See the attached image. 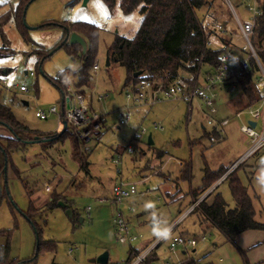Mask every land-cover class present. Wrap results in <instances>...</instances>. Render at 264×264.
Here are the masks:
<instances>
[{
    "label": "rangeland",
    "instance_id": "1",
    "mask_svg": "<svg viewBox=\"0 0 264 264\" xmlns=\"http://www.w3.org/2000/svg\"><path fill=\"white\" fill-rule=\"evenodd\" d=\"M19 1L0 0V23L1 18L8 16L0 30L9 49V54L0 58V79H5L10 86H25L28 91L20 93L16 89L9 93L0 86V102L30 131L42 136L59 135L63 125L56 128V115L41 120L35 113L52 106L59 109L61 95L53 80L63 71L74 74L81 67V60L71 59L65 47L56 49L61 44V28L38 27L45 23L92 24L99 29L94 56L98 70L90 68L89 86L83 90L92 97V110L104 117L106 129L98 140L87 144L88 151L84 152L79 145L82 158H73L75 143L70 136L49 144L42 142V137L41 142L8 151L5 169L0 163V245L9 243L10 259L22 262L33 257L37 244L35 226L41 230V243L55 246L54 251L41 249L36 264H96L94 260L104 252L108 254L107 264H127L130 248L145 252L173 227V236L182 234L198 240L194 251L182 248L171 251L168 249L170 238H167L155 249L156 260L149 264H178L186 256L200 264H264V245L252 246L248 237L264 232L248 231L249 235L242 241L246 246L240 250L238 236L228 240L209 224L204 225L206 239L199 240L203 231L197 214L180 219L191 203V190L201 186L205 163L210 169L217 158L220 161L221 155L227 159L232 146H211L210 127L204 115L206 108L199 97L193 100L191 111L183 101L164 99L161 93L157 94L160 101L152 106L136 104L127 98L132 87H124L125 69L114 60L106 66L107 50L116 35L125 38L134 35L141 20L139 14L123 15L117 6L109 10L101 0H87L85 5L83 0H34L27 5L23 16L24 38L12 15ZM211 9L214 18L227 23L226 29L233 34L237 48H242L235 23L223 1L215 0ZM236 11L243 21L246 17L243 6ZM215 46L219 48V44ZM39 50L50 55L42 61L36 54ZM208 70L205 65L201 67L197 76L199 88L206 85ZM74 81L70 85L76 90ZM215 92L219 93V89ZM224 93L220 92L213 100L215 119L222 120L227 115L238 125L247 122V109L242 110L244 114L240 118L234 116L235 110L242 109L246 103L242 93ZM201 95L210 97L211 92L204 90ZM249 109L262 111L259 103ZM120 120L124 121L123 125L119 124ZM142 128L146 134L140 140L134 139L133 133ZM0 136L11 137L3 125H0ZM149 136L151 146L147 144ZM236 138L247 145L248 137L243 133H236ZM128 145L133 148V154L127 153ZM159 153L163 157L158 158ZM118 155L121 159L115 165L113 160H118ZM176 159L191 167L190 180H180ZM258 163L264 164V154ZM116 170H121L123 181L136 186V195L119 209L112 195V187L118 183ZM236 175L251 196L255 219L264 223V188L254 179L251 181L241 169ZM46 186L50 187L49 193ZM217 192L232 209L234 202L227 183L221 184ZM53 195L58 198L48 207ZM30 204L38 209L32 221L25 217ZM149 204L153 207H147ZM119 212L128 223L129 233L137 238L131 245L118 242L115 221Z\"/></svg>",
    "mask_w": 264,
    "mask_h": 264
},
{
    "label": "trees",
    "instance_id": "2",
    "mask_svg": "<svg viewBox=\"0 0 264 264\" xmlns=\"http://www.w3.org/2000/svg\"><path fill=\"white\" fill-rule=\"evenodd\" d=\"M31 0H20L12 15H14L16 27L22 37L25 38V30L23 27V12L25 7ZM74 1V0H73ZM109 9L113 10L116 6L120 9L123 15H129L137 12L141 17L139 26L131 38L116 35L114 43L107 50L109 62L114 60L125 69L126 77L124 87L136 84L139 80L144 79L153 82L155 86L160 85L163 89L170 85L178 84L184 87H190L197 83V76L202 66H207L209 69L207 74L211 75L218 66V57L224 51L222 48H232L231 43L220 37L217 33L205 31L201 26V21L206 18H214V11L211 9L215 0H101ZM235 1V0H231ZM225 5V4H224ZM202 10H204L203 14ZM229 12V11H228ZM261 15L257 17L256 27L254 32V42L257 47L264 44V0H262ZM198 14L201 15V19ZM230 14V13H229ZM6 16L1 18L0 28L8 20ZM53 26L62 29L63 41L66 31L76 32L80 34L88 44V51L85 56L81 55V50L78 45L64 44L71 59L81 60V67L74 73L75 89L81 93L84 88L89 86L90 68L94 66V56L96 53V43L99 29L92 25L83 22L63 23V24H41L38 29L47 30ZM66 29V30H65ZM2 36V30H0ZM2 47H0V58L9 54V49L6 45L8 41L3 38ZM208 41H214L221 46L220 49H214L207 46ZM48 52L36 51L40 60H44ZM259 57L264 63V52H259ZM141 72V75L134 77V74ZM67 71L58 74L53 80V84L57 86L60 95L63 98L64 88L62 81L67 77ZM257 79V67L254 61L250 62L249 70L242 73L236 81L237 91L242 93L246 103L243 109L252 106L260 100V94L255 87ZM242 109V110H243ZM0 125L5 126L11 137L0 136V163H3V168L6 167V159L8 151L18 147H24L33 141L34 136H38L41 142L42 137L46 139V144L55 140H61L66 136H70L75 143L73 149V158L77 159L82 154H79V145L77 136L71 131L68 132V126L59 135L42 136L39 133L30 131L26 126L18 122L10 108H7L0 102ZM106 129V123H105ZM105 131V130H104ZM101 135L98 137L100 138ZM97 138V139H98ZM7 144L5 146L3 143ZM149 146V145H148ZM158 158L163 157L162 153L157 154ZM82 165L81 167H84ZM241 165L230 173L225 181L227 182L231 197L234 202V207H228L220 193L210 192L203 198L188 215L197 214L201 218L200 227L202 235L199 240L205 237V224L217 229L226 239L232 240L236 236L249 231L258 230L264 231V223H260L255 219V210L252 204L251 196L248 194L246 187L241 183L236 175ZM85 168V167H84ZM0 168V173L2 171ZM226 170L219 169L210 171L207 167L203 169L202 184L199 188L191 190V204L197 201L200 196L211 187ZM180 180L191 179V167L188 164L180 169ZM57 196L53 195L47 206L51 207L57 200ZM38 209L30 204L29 210L25 217L30 221ZM32 221V220H31ZM37 234L36 252L33 257L25 261L19 262L11 260L9 257V243L0 245V264H36V259L41 251H54L55 246L50 244H42L40 241V229L35 226ZM173 231V230H172ZM2 233V232H0ZM182 235V234H180ZM186 236V235H182ZM191 237V236H190ZM159 244L148 253L143 259L142 264H149L156 260L155 249ZM134 252V254H132ZM141 252L130 248L127 264H131L132 260ZM178 264H200L199 261L192 257H184Z\"/></svg>",
    "mask_w": 264,
    "mask_h": 264
},
{
    "label": "built area",
    "instance_id": "3",
    "mask_svg": "<svg viewBox=\"0 0 264 264\" xmlns=\"http://www.w3.org/2000/svg\"><path fill=\"white\" fill-rule=\"evenodd\" d=\"M227 7L237 30L238 40L242 41V48H237L233 42V34L226 29L225 22H220L216 18H206L201 21V26L205 31L215 32L221 35L223 39L231 43V49L222 46L224 51L218 57V66L216 70L207 77L206 85L203 88H199L197 83L184 87L178 84H173L163 89L160 85L155 86L153 82L141 79L136 84L130 85L132 87V93L127 94V98H131L136 104H144L152 106L160 101L157 94L161 93L164 99L169 100H181L187 104L188 111L192 110V102L196 98H201L206 108L204 113L207 119V126L210 127L208 139L211 143L219 142L225 135L224 127L228 123V119L217 120L215 119V109L213 108V100L219 97L222 90H226L228 93H235L237 87L235 81L241 77L242 73L249 70L250 62L254 61L257 67V79L255 81V87L260 94V100L258 103L262 107V111L250 110L247 107V115L249 120L240 125L239 130L246 135L250 140L249 147L243 153V155L230 167L229 171L224 177H227L236 168H238L248 158L253 156L256 152L264 148V63H262L259 52H264V44L261 47H257L254 42V32L256 27L257 17L261 15L262 0H222ZM243 6L245 9L246 17L242 21L237 14L236 8ZM214 41H208L207 46L216 48ZM238 51V54L235 53ZM93 70H98V66L94 64ZM30 76H33L30 73ZM75 79L73 73H68L67 77L62 81L61 85L65 92L63 95V109L50 107L48 110H39L35 113V116L41 120H45L49 115H56L57 128L61 127L64 123L66 127L71 128L72 132L77 136L78 142L82 145L84 152L88 151L87 144L95 141L105 130V120L100 114L95 113L92 110V97L85 93H81L71 88V82ZM0 86L9 93H14L16 89L20 93L27 92L25 86L16 85L10 86L5 79H0ZM219 89V93L215 92ZM207 90L211 92L210 97H202V92ZM245 109V110H246ZM244 110V109H243ZM240 110L235 114L236 118H240L244 113ZM253 122L254 126L249 123ZM120 125L124 124L123 120L119 121ZM259 129L258 131H256ZM146 131L144 128L136 130L133 133V138L140 140ZM127 153L133 154V148L128 145ZM121 155H118V160H113L116 165L120 162ZM177 165L182 166V162L176 161ZM118 176V183L112 187L113 203L119 209V207L127 200L136 195V186L133 183L125 182L121 176V170H116ZM47 193L50 191V187H45ZM198 201V200H197ZM201 200H199L200 202ZM197 202L195 206L199 203ZM194 206V207H195ZM192 207L190 211L194 208ZM134 211V209H131ZM116 235L118 242L121 244L131 245L137 238L129 233L128 223L122 218L119 212L115 221ZM173 228H170L165 232L154 244V246L137 255L131 264H141L143 259L162 241L170 238L168 249L174 251L177 248L183 250L193 249L196 247L198 240L190 236L175 235L173 236ZM205 237L201 239L204 241ZM134 254V252H132Z\"/></svg>",
    "mask_w": 264,
    "mask_h": 264
},
{
    "label": "crops",
    "instance_id": "4",
    "mask_svg": "<svg viewBox=\"0 0 264 264\" xmlns=\"http://www.w3.org/2000/svg\"><path fill=\"white\" fill-rule=\"evenodd\" d=\"M223 92H225L224 94H227L228 93V92H226V90H222V92H221L222 94L221 95H223ZM61 101H63L62 96H61V99H60V102H59V108H61ZM244 106L245 105H243L241 108L243 109ZM242 109L235 110L234 116H235V114L238 111H240ZM222 115H224V114H222ZM217 118L219 119V118H222V117H217ZM225 119H228V123L224 127L225 135L223 136V138L219 142H217V143H211L210 141L209 142L211 143V146H219V145H222V146H224V145L232 146V151H230V153L228 152L227 159L224 160L223 159V156L224 155H221L220 161L217 158L216 159V164L214 163L213 165H211V168L210 169L208 168L207 163H205L204 168L207 167L208 170L213 171V172L223 168L224 170H226V172L220 177V179L218 181H216L214 184H212L211 187L208 188L200 196V198L198 199V201H194L193 204L190 203V205L187 207V209H186V211L184 213V216H182L180 219H182L186 215L188 216V214L191 212L190 209L192 207H194L195 204L197 202H199V200H202L203 198H205L210 192L213 191L214 193H219V192H217L218 188L221 186V184H223V183L226 182L225 181L226 177H224V176L229 171L230 167L243 155V153L249 147V144H250V140L249 139H248L247 145L245 146L244 143H243L244 141L243 142H240V140H237V138H236V133H239L240 132V130H239L240 125H238L239 123L237 124V123L232 122L227 115H226ZM56 128H57V125H56ZM98 139H96V140H98ZM220 149H221V152H222V147ZM221 152H217V153H221ZM261 154H264V148H262L261 150H259L258 152H256L253 156H251L250 158H248L245 162H243L241 164V167L239 168V170L241 169L244 172L245 175H248V177H249V179L251 181L254 179L255 182L258 183V185L260 187L264 188V164L258 163V160L260 159V155ZM176 161H180V160H177L176 159L175 160V163H176ZM249 161H250V163H248ZM180 162H182V161H180ZM182 164H183L182 166H179L176 163V165L180 169L184 166L185 162H182ZM155 174H158V173L155 172ZM179 175H180V172H179ZM250 180H249V182H250ZM201 184H202V182H201ZM256 196H258V195H256ZM170 201H171V199H170ZM191 201H192V198H191ZM252 204H253V202H252ZM253 207H254V205H253ZM180 219H179V221H180ZM169 229L170 228H168V230ZM249 231H258V230H249ZM259 232H264V231H259ZM247 233H248V231H246V232L238 235V237L236 238V239H238V245H239V249L240 250H241V248H245V246H246V245L243 244L242 241H244L245 240V237L247 235H249ZM248 237L252 240V242H253L252 244H254L252 246H261V245H264V234H258V235L257 234H252V235L250 234V236H248ZM205 239H206V237H205Z\"/></svg>",
    "mask_w": 264,
    "mask_h": 264
},
{
    "label": "water",
    "instance_id": "5",
    "mask_svg": "<svg viewBox=\"0 0 264 264\" xmlns=\"http://www.w3.org/2000/svg\"><path fill=\"white\" fill-rule=\"evenodd\" d=\"M34 0H31L30 2H32ZM86 1L87 0H83V5L86 4ZM29 2V3H30ZM27 6L25 7L24 9V12H23V16L25 14V10H26ZM66 30V29H65ZM69 44V45H78L80 47V52H81V55L82 56H85L87 51H88V44H87V41L85 40V38H83L80 34L76 33V32H67L66 31V35L63 39V41L61 42V44L56 48H60L61 46H63L64 44ZM109 65V58L107 56V60H106V66ZM26 74V73H25ZM141 75V72H137L134 74V77H138ZM25 105H27L26 102H24ZM63 109V101H61V110ZM251 126H254V123L253 122H250L249 123ZM66 129V124L64 123L63 124V130L64 131ZM40 138L39 137H34L33 141H31L30 143L32 142H35V141H39ZM42 141V140H41ZM43 141H46V139H43ZM147 144L149 146L152 145V140H151V137L149 136L148 139H147ZM94 262L96 264H107L108 262V254L106 252L102 253L101 255H99L95 260Z\"/></svg>",
    "mask_w": 264,
    "mask_h": 264
},
{
    "label": "clouds",
    "instance_id": "6",
    "mask_svg": "<svg viewBox=\"0 0 264 264\" xmlns=\"http://www.w3.org/2000/svg\"><path fill=\"white\" fill-rule=\"evenodd\" d=\"M147 207H149V208H152V207H153V205L149 204Z\"/></svg>",
    "mask_w": 264,
    "mask_h": 264
}]
</instances>
